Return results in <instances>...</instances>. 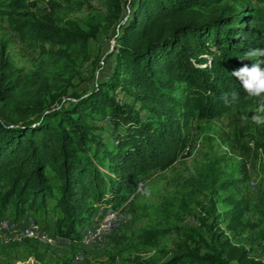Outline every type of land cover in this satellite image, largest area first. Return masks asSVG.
<instances>
[{
	"label": "trees",
	"instance_id": "1",
	"mask_svg": "<svg viewBox=\"0 0 264 264\" xmlns=\"http://www.w3.org/2000/svg\"><path fill=\"white\" fill-rule=\"evenodd\" d=\"M73 1L83 0H0V16L29 48L66 67L89 57V39L98 33L96 25L84 30L68 17ZM107 3L120 14L119 0ZM114 36L110 71L67 100L57 82L66 81L64 72L40 67L22 75L0 47V217L51 210L53 233L80 242L99 206L117 210L139 179L190 153L186 129L193 119L213 120L255 104L231 72L254 62L239 56L264 48V0H129ZM232 91L239 99L226 105L221 97ZM239 142L264 162V126ZM245 179L227 180L223 189ZM224 201L228 208L205 224L204 237L188 236L161 257L130 261L264 264L218 227L221 221L239 225L248 200L227 195ZM119 229L109 238L121 235ZM168 231L145 228L138 240L153 246Z\"/></svg>",
	"mask_w": 264,
	"mask_h": 264
},
{
	"label": "rangeland",
	"instance_id": "2",
	"mask_svg": "<svg viewBox=\"0 0 264 264\" xmlns=\"http://www.w3.org/2000/svg\"><path fill=\"white\" fill-rule=\"evenodd\" d=\"M119 1L120 14L108 5L107 0L70 3L68 17L84 30L96 25L98 33L89 39V57H75L66 67L61 62H54L49 53L29 48L1 16L0 47H4L6 56L22 75L40 67L47 68L49 74L64 72L62 76L66 81L57 82L64 86L60 99L67 100L71 92L91 89L96 80L110 71L115 59L114 33L127 14L129 0ZM254 108L255 104L230 109L213 120L193 119L186 129L185 150L189 149L190 153L178 158L166 170L139 179L126 202L117 208L121 215L113 221L115 229L111 234L120 227L121 235L116 233L113 236L118 244L113 237L109 238L110 234L102 241H92L90 246L79 245L78 241L66 245V239L53 233L55 216L51 210L47 214L41 210L32 211L17 220L8 214L0 220L18 226L27 222L34 230L46 229L54 239L49 242L34 236H5L0 233V264H132L133 256L158 258L179 239L204 237L205 224L213 222L214 215L228 208L224 201L227 195L245 198L249 207L239 225L228 227L227 221H221L219 229L234 244L244 245L252 256L264 259V162L262 156L242 150L239 142V139H250L261 127L250 119ZM242 115L249 117L247 122L241 121ZM239 130L245 135H240ZM245 175V181L240 182L238 188L223 189L227 180ZM131 203L134 210L129 213ZM48 206L52 209L51 203ZM105 210V205L99 206L85 230L95 228L96 222L102 221L104 218L101 217L107 214ZM150 227L167 228L169 231L156 245L141 244L138 235L142 229ZM56 237L60 240L55 242ZM35 254H42L43 260H38Z\"/></svg>",
	"mask_w": 264,
	"mask_h": 264
},
{
	"label": "clouds",
	"instance_id": "3",
	"mask_svg": "<svg viewBox=\"0 0 264 264\" xmlns=\"http://www.w3.org/2000/svg\"><path fill=\"white\" fill-rule=\"evenodd\" d=\"M262 58H264V48H252L238 57L241 62L254 61L251 66L245 63L231 72V75L240 81L247 97L255 101V108L251 112L250 119L257 126H264V67L261 66L264 65V59ZM221 99L226 105H232L239 99V94L232 91L226 93ZM240 119L247 122L249 117L242 115Z\"/></svg>",
	"mask_w": 264,
	"mask_h": 264
},
{
	"label": "built area",
	"instance_id": "4",
	"mask_svg": "<svg viewBox=\"0 0 264 264\" xmlns=\"http://www.w3.org/2000/svg\"><path fill=\"white\" fill-rule=\"evenodd\" d=\"M121 214L110 215L105 218L104 221H99L96 224V229L90 232V238L86 240L84 245H91L92 241H100L103 234L108 232L109 227H113V220ZM0 233L5 236L19 235L21 237L34 236L38 238L46 239L51 241L54 239V235L48 233L46 229L44 230H34L32 225H28L27 222H23L21 226L13 223H4V220H0ZM64 240V239H63Z\"/></svg>",
	"mask_w": 264,
	"mask_h": 264
},
{
	"label": "bare ground",
	"instance_id": "5",
	"mask_svg": "<svg viewBox=\"0 0 264 264\" xmlns=\"http://www.w3.org/2000/svg\"><path fill=\"white\" fill-rule=\"evenodd\" d=\"M133 198V197H132ZM121 212H120V210H115V211H109V212H107V214H105V216H103L102 218H104L102 221H104L105 220V218H107L108 216H110V215H114V214H120ZM120 216V215H119ZM119 216H117V217H119ZM117 217H116V219H117ZM115 220V219H114ZM113 220V221H114ZM99 221H101V220H98L97 222H96V224L99 222ZM114 223V222H113ZM96 224L94 225L95 226V228L92 230H85L84 231V234H83V237H82V239L80 240V242H79V245H84V243L86 242V240L87 239H89L90 238V232L91 231H94L95 229H96ZM114 229H115V226H114V224H113V227H109V230H108V232H106V234H103L102 235V237H101V240L100 241H102V240H104L105 238H106V236H108V235H110L113 231H114ZM27 237H33V236H27ZM57 240H60V238H58V237H56L55 238V242L57 241ZM60 242H62V241H60ZM64 242H65V244L66 245H71L72 244V242L70 241V240H64ZM63 242V243H64Z\"/></svg>",
	"mask_w": 264,
	"mask_h": 264
},
{
	"label": "crops",
	"instance_id": "6",
	"mask_svg": "<svg viewBox=\"0 0 264 264\" xmlns=\"http://www.w3.org/2000/svg\"><path fill=\"white\" fill-rule=\"evenodd\" d=\"M101 218H102V217H101ZM89 229H92V230H93V229H94V227H93V228L91 227V228H89Z\"/></svg>",
	"mask_w": 264,
	"mask_h": 264
}]
</instances>
